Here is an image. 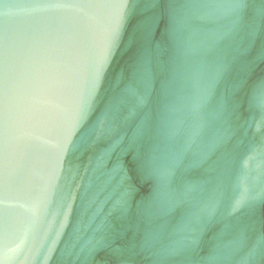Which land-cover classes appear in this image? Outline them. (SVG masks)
I'll use <instances>...</instances> for the list:
<instances>
[{
  "label": "water",
  "instance_id": "1",
  "mask_svg": "<svg viewBox=\"0 0 264 264\" xmlns=\"http://www.w3.org/2000/svg\"><path fill=\"white\" fill-rule=\"evenodd\" d=\"M0 264H264V0H0Z\"/></svg>",
  "mask_w": 264,
  "mask_h": 264
}]
</instances>
